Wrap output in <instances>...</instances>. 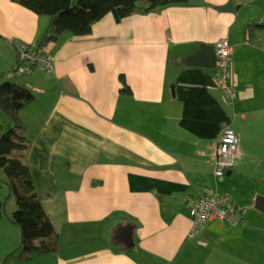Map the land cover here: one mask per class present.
<instances>
[{"label":"crops","instance_id":"0c3cea01","mask_svg":"<svg viewBox=\"0 0 264 264\" xmlns=\"http://www.w3.org/2000/svg\"><path fill=\"white\" fill-rule=\"evenodd\" d=\"M257 1L187 0L120 22L107 14L88 35L64 32L46 44L55 60L49 73L14 71L18 50L5 47L11 38L37 41L49 17L0 0V81L31 90L20 111L29 166L61 237L57 252L9 255L21 229L8 212L0 264H264V212L256 207L264 196V28L247 32L264 22ZM229 2L234 11L219 9ZM223 38L233 47V101L216 66L190 62ZM226 126L240 145L231 173L217 177ZM216 191L230 194L247 226H195L191 207Z\"/></svg>","mask_w":264,"mask_h":264},{"label":"trees","instance_id":"16d2710c","mask_svg":"<svg viewBox=\"0 0 264 264\" xmlns=\"http://www.w3.org/2000/svg\"><path fill=\"white\" fill-rule=\"evenodd\" d=\"M38 15L49 17L47 28L39 35L37 43L46 45L57 41L64 32L77 36L88 35L95 23L112 14L117 22L140 9L150 12L157 7L178 4L187 0H12ZM240 7V6H238ZM264 28V22L247 25L249 36L256 29ZM18 59L14 71L19 70ZM2 75V74H1ZM0 75V78L2 77ZM31 90L12 80L0 81V110L8 122L0 124V187L8 185V194L0 197V218L6 210L8 200L14 196L17 207L11 221L21 229V242L11 252L22 259L36 254L57 252L61 237L46 213L41 193L36 189L29 166V152L32 141L27 137V125L20 117V111L32 100Z\"/></svg>","mask_w":264,"mask_h":264},{"label":"built area","instance_id":"2783aa9c","mask_svg":"<svg viewBox=\"0 0 264 264\" xmlns=\"http://www.w3.org/2000/svg\"><path fill=\"white\" fill-rule=\"evenodd\" d=\"M12 46L18 50L22 71L30 72L34 69H43L49 73L55 72V60L46 45H39L37 41L25 43L11 38L5 47L9 49ZM214 46L217 80L226 99L233 101L238 94L233 69V47L227 38L218 40ZM239 145L240 135L231 126H226L221 132L216 148L214 171L217 177H224L232 171L236 163ZM190 213L197 227L215 219L225 221L233 227L247 226L249 222L248 215L237 209L230 194L220 191L201 193L196 204L191 207Z\"/></svg>","mask_w":264,"mask_h":264},{"label":"water","instance_id":"95a60500","mask_svg":"<svg viewBox=\"0 0 264 264\" xmlns=\"http://www.w3.org/2000/svg\"><path fill=\"white\" fill-rule=\"evenodd\" d=\"M255 5L261 7L264 9V0H258ZM220 10H226V11H234L235 7L232 2H229L225 6H221L219 8ZM191 63L194 64H204L208 66H216V53L215 48L213 46H210L208 48H204L200 52H198L196 55H194L190 59ZM231 173V172H229ZM256 207L264 212V196L258 195L256 198ZM129 228L132 229V226H129ZM129 234L128 236H130Z\"/></svg>","mask_w":264,"mask_h":264},{"label":"rangeland","instance_id":"374dc122","mask_svg":"<svg viewBox=\"0 0 264 264\" xmlns=\"http://www.w3.org/2000/svg\"><path fill=\"white\" fill-rule=\"evenodd\" d=\"M23 65V67H24V63L22 64ZM22 68V66H20V69ZM3 79H5V78H3ZM0 176H2V177H4L5 175H4V172H3V170L0 168ZM252 182V181H251ZM247 184H249V183H247ZM248 187H253V183H250V186H248ZM9 191H10V188L8 187V185H4L3 187H0V195H6V194H8L9 193ZM221 192H223V191H221ZM9 204H10V206L12 205V208L11 207H8L9 206ZM13 206L15 207V208H13ZM16 207H17V204H16V200H15V197L14 196H12L9 200H8V204H7V207H6V210H5V212L3 213V215H2V223L3 224H5V220H8V216H9V214H10V216L12 215V213H13V211L16 209ZM242 208H244L243 206H241ZM14 209V210H13ZM8 212H9V214H8ZM262 216V218H264V215H261ZM12 222V221H11ZM11 224V226H14V228H17V229H19V227L17 226V225H15V224H12V223H10ZM17 226V227H16Z\"/></svg>","mask_w":264,"mask_h":264}]
</instances>
